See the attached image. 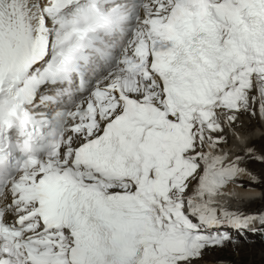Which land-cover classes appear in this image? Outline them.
Masks as SVG:
<instances>
[{
  "label": "snow or ice",
  "instance_id": "obj_1",
  "mask_svg": "<svg viewBox=\"0 0 264 264\" xmlns=\"http://www.w3.org/2000/svg\"><path fill=\"white\" fill-rule=\"evenodd\" d=\"M241 116L264 122V0H0V264L264 238V207L220 200L264 182Z\"/></svg>",
  "mask_w": 264,
  "mask_h": 264
},
{
  "label": "rangeland",
  "instance_id": "obj_2",
  "mask_svg": "<svg viewBox=\"0 0 264 264\" xmlns=\"http://www.w3.org/2000/svg\"><path fill=\"white\" fill-rule=\"evenodd\" d=\"M240 119L244 124L243 128L240 129L244 139L251 140L252 137H257L258 142L255 145L259 147L264 144V122L254 120L249 116H241ZM231 140L233 150L245 145L242 141L237 142L234 136L231 137ZM247 142L246 144H249ZM254 167L256 171L260 170V165ZM256 186H259L257 200L248 204L253 209L264 207V182L256 184ZM234 206H237V203ZM200 264H264V242L260 237L254 241L240 240V243L235 246L229 245L222 249H210L205 253Z\"/></svg>",
  "mask_w": 264,
  "mask_h": 264
},
{
  "label": "bare ground",
  "instance_id": "obj_3",
  "mask_svg": "<svg viewBox=\"0 0 264 264\" xmlns=\"http://www.w3.org/2000/svg\"><path fill=\"white\" fill-rule=\"evenodd\" d=\"M242 142L245 143V145H247L246 142L256 144L258 142V138L252 137L251 140L244 139ZM229 187L235 192L237 199H230L226 193L220 198L222 204L229 203L231 205H235L237 203V206H241L249 202L248 200H250V202H255L257 200L256 196L259 195V186H256V184L245 183L243 188H234L233 186Z\"/></svg>",
  "mask_w": 264,
  "mask_h": 264
}]
</instances>
